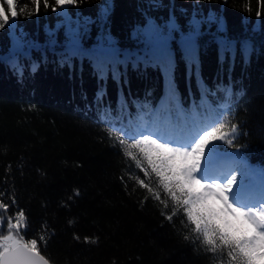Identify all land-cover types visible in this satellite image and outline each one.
<instances>
[{
	"label": "trees",
	"instance_id": "16d2710c",
	"mask_svg": "<svg viewBox=\"0 0 264 264\" xmlns=\"http://www.w3.org/2000/svg\"><path fill=\"white\" fill-rule=\"evenodd\" d=\"M150 2L78 0V7L68 12L72 26L78 21L81 31L91 21L83 38L86 49L111 36L122 53L118 74L109 71L103 79L87 58H76L71 67L60 64L63 48L48 46L49 33L63 42L67 24L63 14L43 3L29 16L34 5L18 0L19 8H27L12 28L0 30V203L9 205L0 208V222L23 210L27 227L21 236L44 235L47 246L41 244L40 251L51 264H228L220 250H206L194 226L180 215L182 209L171 222L166 219L175 207L171 198L155 175L146 178L109 135L113 124L132 127L129 122L138 116L152 119L166 100L170 80L186 113L195 106L206 123L226 114L230 119L223 131L229 133L237 125L234 147L216 143L242 158L236 160L238 179L253 170L264 174L260 0H158L159 8H149ZM49 3L54 6V0ZM170 16L180 26L168 45L171 76L137 36L148 19L163 24ZM193 17L202 21L196 40L199 80L181 43ZM28 41L39 47L27 46ZM139 179L151 181L168 206L143 189Z\"/></svg>",
	"mask_w": 264,
	"mask_h": 264
},
{
	"label": "snow or ice",
	"instance_id": "6c2138e0",
	"mask_svg": "<svg viewBox=\"0 0 264 264\" xmlns=\"http://www.w3.org/2000/svg\"><path fill=\"white\" fill-rule=\"evenodd\" d=\"M30 2L34 5V12L29 13V16L37 14L43 3L45 9L51 8L65 17V41L58 42L52 32L48 39L49 47L63 48L61 65L71 67L76 58H87L101 79L109 71L113 76L118 74L116 65L124 61L118 59V55L122 53L117 52L111 36L105 37L99 47L86 49L83 38L87 34L86 25L91 21H85L83 31L78 21L76 27L72 26L68 12L72 7H78V0H54V6L49 0ZM148 7L159 8L161 5L158 0H151ZM26 8L27 5L19 8L18 0H3L0 3V30L6 26L12 28ZM259 8L264 9V0H260ZM108 14L109 7L106 4L103 12L105 20ZM260 14L258 11L257 15ZM201 23L202 21L193 17L188 23V34L181 37L190 69L198 80L200 66L196 40ZM178 31L180 26L175 16H170L163 24L148 19L146 26L137 32L138 38L142 37L147 47L158 54L170 76L173 63L168 45L173 34ZM26 44L33 48L39 47L31 41ZM244 47L247 52V43ZM135 59L138 61L140 57ZM35 68L36 65L33 64V70ZM224 91L229 97L232 95L230 89ZM202 92L206 94L208 89L203 87ZM169 103L173 105L174 115ZM205 103L206 100L202 99L201 104ZM229 119L228 115L218 113L211 123H206L199 119L195 106L191 112L186 113L180 107L176 87L170 80L166 100L152 114V119L146 121L138 116L135 122H129L132 127L121 125L117 128L113 124L109 135L121 146L123 154L136 161L137 168L146 178L155 175L159 186L171 198L175 207L166 216L168 221L171 222L182 209L180 215L194 226L193 231L199 234L197 238L202 240L206 250L213 254L220 250L221 256L228 259V264H264V188L258 196L253 194L247 185L246 176L241 174L238 179L235 168L239 167L236 163L239 157L221 154L220 145L216 143L219 141L234 147L237 125L231 126L230 133L223 131ZM138 183L157 201L168 206L167 200H161L160 192L150 187L151 181L145 183L144 179H139ZM76 195H79L78 190ZM12 204L15 205L14 198ZM8 207L9 205L0 203V208ZM26 227L23 210H18L12 217H3V222H0V264H50L40 251L41 244L47 246V238L40 235L38 238L25 240L20 233ZM5 230L6 235L3 234ZM85 240L90 241V238L85 237Z\"/></svg>",
	"mask_w": 264,
	"mask_h": 264
},
{
	"label": "rangeland",
	"instance_id": "374dc122",
	"mask_svg": "<svg viewBox=\"0 0 264 264\" xmlns=\"http://www.w3.org/2000/svg\"><path fill=\"white\" fill-rule=\"evenodd\" d=\"M231 154H234L238 157V155H236L235 153ZM247 185L250 191L258 196V190L262 187L264 188V174L256 170L252 171L248 176Z\"/></svg>",
	"mask_w": 264,
	"mask_h": 264
},
{
	"label": "water",
	"instance_id": "95a60500",
	"mask_svg": "<svg viewBox=\"0 0 264 264\" xmlns=\"http://www.w3.org/2000/svg\"><path fill=\"white\" fill-rule=\"evenodd\" d=\"M42 255V254H41ZM43 256V255H42ZM46 259V258H45ZM51 264V263H50Z\"/></svg>",
	"mask_w": 264,
	"mask_h": 264
}]
</instances>
